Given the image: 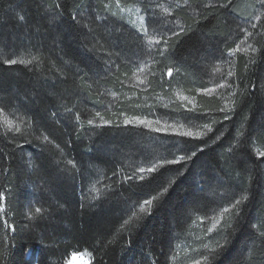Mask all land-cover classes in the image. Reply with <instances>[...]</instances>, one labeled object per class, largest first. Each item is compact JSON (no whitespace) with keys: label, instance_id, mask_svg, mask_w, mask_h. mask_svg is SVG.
Wrapping results in <instances>:
<instances>
[{"label":"trees","instance_id":"16d2710c","mask_svg":"<svg viewBox=\"0 0 264 264\" xmlns=\"http://www.w3.org/2000/svg\"><path fill=\"white\" fill-rule=\"evenodd\" d=\"M56 2L63 18L54 20ZM227 2L190 0L191 7L170 8L169 17L154 11L158 20H176V30L185 31L166 32L167 51L148 57L121 11L140 6L147 23L152 11L141 0H119V7L117 0H0V107L13 125L10 130L0 116V191L4 219L15 227L13 232L0 221V264H64L71 253L86 255L89 264H264V158L256 156L257 149L264 151V28L240 43L241 26L261 10L255 0L223 7ZM258 24L264 25V16ZM150 29L165 32L160 22ZM237 44L256 51L241 47L229 64L226 54ZM137 57L151 62L147 89L138 96L148 106L127 100L134 94L127 83ZM12 58L32 62L3 63ZM212 73L218 90L201 93L211 86ZM174 87L193 97L192 111L156 103V96L169 100ZM110 93L118 95L117 103H110ZM233 103L234 112L220 111ZM152 111L195 127L203 117L194 115L207 114V122L217 123L205 139H220L187 162L183 175L171 169H183L184 162L145 172L160 179L141 188L146 181L134 172L139 162L160 163L185 147L175 135L117 123L123 113L146 117ZM97 112L109 123H99ZM225 114L231 118L223 120ZM161 184L168 187L163 195ZM152 195L158 199L141 212L143 199ZM245 195L231 227L222 221L223 231L208 233L205 225L218 206ZM230 215L234 211L226 220ZM124 220L130 223L123 226Z\"/></svg>","mask_w":264,"mask_h":264},{"label":"snow or ice","instance_id":"6c2138e0","mask_svg":"<svg viewBox=\"0 0 264 264\" xmlns=\"http://www.w3.org/2000/svg\"><path fill=\"white\" fill-rule=\"evenodd\" d=\"M233 0H228L227 4L222 5L223 7H227L228 5L232 4ZM255 3L259 6L261 12L260 15H256L255 17H251V18H247L245 23L248 25V27H243L241 26V31L245 34V39L242 40L240 43H245V41L247 40L248 37H251L253 35V30H258V28H264V25H259L258 22L261 20V17L264 16V0H255ZM182 4L183 6H188L191 7V3L190 0H182ZM117 6L119 7V0H117ZM214 5H210V4H205L204 7H212ZM157 7H159V5H157ZM105 8H108V5H105ZM62 9V5L59 2L54 3V7H53V11H52V15H53V19H62L63 15H62V11H60ZM121 11H124L123 8H121ZM147 11V9H146ZM164 12L166 15H171L170 12H168V9H164ZM114 15V14H113ZM149 16L152 17L151 19L148 20L147 23H145V17L141 16L140 17V22H141V27L138 31L142 32V36L138 37L139 39L142 40V51L144 53V55H152V53L158 52L160 55H163L164 52L167 51L168 49V40L169 37L167 35H165L164 33H156L153 34L152 32L149 31V25L150 24H155V23H159L160 21L155 18L156 14L155 12H151L149 13ZM19 20L21 21H25V17L23 15H20L18 17ZM71 19L73 21L76 20V16H71ZM167 23V22H165ZM166 32H170L171 35L173 36H179L182 33H184V29L180 28L179 31L175 30V29H165ZM161 42H163V47H154L156 45H161ZM248 49H251L252 52H255L256 49L252 48L251 44H248L247 48L244 49V51H248ZM241 50L240 44H237L236 47L234 49H231L229 51V57L232 56L233 53L235 52H239ZM32 61L31 60H24V59H4L3 63L7 64V65H16V64H22V65H27L30 64ZM254 62V61H253ZM147 67V63L144 62L143 64H139L137 63L135 66V71L133 72V76H136V74L138 72L142 73L145 71V68ZM167 75L169 77L172 76V69H168L167 70ZM229 77H231L233 75V73L231 71L228 72L227 74ZM139 83L141 85L144 84V80L140 79ZM218 87L220 88H224L225 84L224 83H220L218 85ZM261 89L264 90V82L261 83ZM205 92H210L212 91V89H204ZM189 111H192L193 109H188ZM67 111L71 112L72 109L68 108ZM221 112H226V113H231L235 111V105L233 103V105H228L225 104V107L220 109ZM6 109L4 107H0V116H3L4 118V123L8 126V128L11 130L13 125H12V121L8 119L7 115H5ZM53 115H55V113H53ZM100 113L97 112V116H99ZM201 123H200V127L198 130H193L192 128H186L184 125H166L165 128H160V127H156L153 128L152 131L154 132H161V131H170L171 134L176 135L177 137L182 138L181 142L185 145L184 150L182 153L180 154H173L172 158H167L162 160L160 163H153L148 167H141L139 168V172L140 173H153L156 172L158 168H161L165 165H176V164H180L181 162L185 163V167L183 169H171V171L176 172L180 175H183L184 172L187 169V162L189 161H193L194 158H196L198 156L199 153H203L206 149V147H208L210 145V143H215L217 140L220 139V134H217L216 136L212 137L211 140L205 139V137L209 134L213 132V125H215L217 123V121L215 119H211V122H207L209 117L207 116V114H196L194 115L193 119H199L201 118ZM231 117L228 114H225L223 116V120H228ZM101 119L103 120V117H101ZM77 120H79V117H77ZM132 120H135L136 124H141L144 126H150L153 121H149L147 119H141L140 117H133ZM132 120H128L125 119L124 121V125L128 126L130 124H132ZM89 124H92L93 122L91 120L88 121ZM105 124H108V121H104ZM155 123L159 124L160 121H155ZM15 131L16 132H20V127L16 126L15 127ZM45 139H47V137H45ZM195 141H203V143H194ZM20 145H17V147H19ZM231 151V149H229ZM256 156L257 158H264V151H261L259 149H257L256 151ZM261 162H264V159H261ZM68 163L72 164L73 161L69 160ZM73 166L75 167V165L73 164ZM115 174V173H114ZM164 174L161 173V177ZM128 179H132L133 177H127ZM155 179H160V177H152V176H144V175H140L139 176V180L141 181H146V183L141 184L140 187L141 188H151V181L155 180ZM172 183H174V181L169 180L168 184L171 185ZM158 187L162 188V191L159 193L160 195H163L165 193L168 192V187L164 186L163 184L159 185ZM201 191H203V188L201 187L200 189ZM158 196L157 195H152L151 198H145L143 199V203L142 205H140V211L144 212L145 211V206H151L153 204V201L157 200ZM248 199V197L242 196L240 198H234L232 201H228L225 204L219 205V212L218 215L215 217V219L213 220L212 224L210 227L207 228V232L208 233H212L214 230L217 231H223V225H221L222 221H226L227 226L231 227V223L230 221L232 219L238 218L239 217V213L242 211V204L244 203V201H246ZM5 200H6V196L5 193L3 191H0V221H3V227L12 230L13 232H15V227L13 224L9 223L7 220L4 219V215H6V210H5ZM234 211V215H230L227 220H226V214H232ZM35 214H42V209L41 208H36L35 209ZM148 215H151V212H148ZM34 217H29V219H32ZM130 223L129 220H124L123 222V226H126ZM122 226V227H123ZM218 226H220L218 228ZM262 236H264V232L261 233ZM220 248H223V245H219ZM211 253L215 254L216 253V249H210L209 250ZM78 253H73V255H77ZM214 258V257H213ZM209 260V256L205 255L204 256V261L207 262ZM195 264H201L200 260H196Z\"/></svg>","mask_w":264,"mask_h":264},{"label":"rangeland","instance_id":"374dc122","mask_svg":"<svg viewBox=\"0 0 264 264\" xmlns=\"http://www.w3.org/2000/svg\"><path fill=\"white\" fill-rule=\"evenodd\" d=\"M141 1L142 2H146V7L148 8V10H151L152 12L153 11L158 12L159 15H160L159 17H161L162 15L164 17L165 16L169 17V15H166L165 12H164L165 8L168 9V12H170L171 11L170 8H176V7L182 8V7H185L182 4V0H141ZM200 4H202V2H200ZM157 5H159V7H157ZM122 12H123L124 15H126L128 23H130L135 28L137 33L140 35L139 37H141L142 36V32L138 31L140 29V27H141L140 17L141 16L145 17V14L142 11V8L140 6L134 5V6L128 7L127 9H124V11H122ZM164 17L159 18V21L162 24V28H164V29H175L176 30L178 27H180L179 22L176 21V20L175 21L173 20V22H174L173 25H171L172 23L171 24L170 23H165L166 20L164 19ZM167 22H170V21H167ZM145 23H146V18H145ZM167 27H170V28H167ZM150 32H152L153 34L161 33L159 31H154L153 29L152 30L150 29ZM165 33H166V31L164 32V34ZM165 35H167L168 37L170 36L169 33H167ZM240 45H242V44H240ZM154 47H160L161 48V47H163V43L161 42V45H156ZM241 47H243V46H241ZM243 48L245 49L246 47H243ZM228 54L229 53L226 54L227 55L226 60H227V63L230 64L229 61L232 60V58H233L235 53H233L231 57H229ZM139 58L140 57H137L136 60L135 59L132 60L133 61V72L135 71V66H136L137 63L143 64L144 62H146L147 63V67L145 68L144 72H142V73L138 72L136 74V76H133V73H132V76H131V78H130V80H129V82L127 84H128V87L130 88V90L134 94L132 96H129L127 98V100L128 99H138L140 101V103H143L145 106H148L145 102H143V97H138V96H139V91H143L144 92L147 89L146 88V81L148 79V77H147L148 76V70H149V65L151 64V62H150L149 58L142 59L143 57H141V60H139ZM216 66L219 68V71L222 74H223L224 71H226L223 68V64L219 65V63L216 62ZM140 79L144 80V84L143 85H141L139 83ZM207 79H208V81H209V83L211 85L207 89H212V91H210V92L203 91L201 93H204L206 95L214 94V92H216L218 90L217 86H215L218 83V81L216 79V76H214V73H212V75L210 74L209 77L207 76ZM106 97L111 99L110 103L112 101H115L117 103V101H116V99H118V95L117 94L110 93V94H107ZM168 99L169 100L162 99L161 97L156 96V103L161 108L167 107L166 105L168 103H171V102L177 103V105L181 106L184 109L194 108V105H195L193 97L188 95V94H185V91L183 89L178 88V87H174L173 88L172 96L170 98H168ZM224 102L227 103L226 100H224ZM140 103H136V106H138ZM224 106H225V104H224ZM108 107L112 108L113 106H108ZM138 111H139V109H138ZM123 114L124 115L120 116L119 118L116 117V119L118 121L117 123H121L120 125L123 126V127H125V125H124L125 119L132 120L133 117H140L141 119H147L149 121H153V123L150 126H144V125H141V124H136L135 120H132V124L128 125V127H132V128H141L145 132L151 133V134H162V135H172V136H174V134H171L170 131H168V132L161 131L159 133L152 131V129L156 128V127H160V128L163 129V128H165L166 125H176V126L184 125L186 128H192L193 130H198L199 129V127L195 128L194 125H191V124H188V123H185V122H182V121L177 122V121H175L173 119H170L169 117H165L164 114H159L158 115L157 112H155V111H152L151 114L147 115L146 117L144 115H142V114L139 115V116L138 115L137 116H133V115L126 114V113H123ZM101 117H103V120L101 119ZM96 120H98L99 123L105 124L104 123L105 120H104V116L103 115L96 116ZM157 120L160 121L159 124L155 123V121H157ZM112 122H114V121H112ZM114 123H116V122H114ZM151 143H152V146L158 144L156 140H154V142L151 141ZM149 150H151V148ZM153 159H156V158H153ZM146 164L147 163L145 161L139 162L137 164L138 167H137V169L134 172L137 173V175L144 174V173H140L139 172V168L150 166V165H146ZM144 165H146V166H144ZM93 188H95V187H93ZM215 215H217V214H215ZM215 217L216 216L210 218V220L207 221V223L205 225L207 228L211 226V224H212L213 220L215 219ZM64 264H89V261H88V257L86 255H84V254L78 253L77 255L74 256L73 253H71L70 256L66 260H64Z\"/></svg>","mask_w":264,"mask_h":264},{"label":"bare ground","instance_id":"6f19581e","mask_svg":"<svg viewBox=\"0 0 264 264\" xmlns=\"http://www.w3.org/2000/svg\"><path fill=\"white\" fill-rule=\"evenodd\" d=\"M196 128V127H195Z\"/></svg>","mask_w":264,"mask_h":264}]
</instances>
